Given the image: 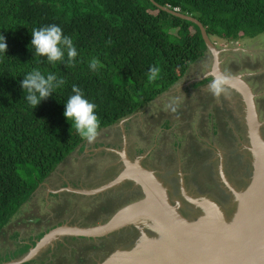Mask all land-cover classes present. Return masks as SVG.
<instances>
[{
  "label": "rangeland",
  "instance_id": "rangeland-1",
  "mask_svg": "<svg viewBox=\"0 0 264 264\" xmlns=\"http://www.w3.org/2000/svg\"><path fill=\"white\" fill-rule=\"evenodd\" d=\"M216 45L220 50L221 73L244 76L252 86L264 138V36L254 41ZM214 66L215 55L209 52L195 71V77L179 85L170 96L111 130L98 131L93 142L85 141L97 155L103 153L102 162L91 166L103 169L99 173L105 176L90 186H96V190L110 186L126 170L125 156L137 162L142 155L143 168L154 172L156 188L183 219L193 222L213 213L217 217L216 204L226 225L235 228L242 204L224 179L240 193H246L254 183L260 161L249 128L246 97L228 85L219 96L213 95L209 84L214 79ZM205 75L209 78L199 80ZM176 105L184 108L177 112L183 116L177 124L162 121L161 114L170 113L169 109ZM84 153L86 150L77 152L71 164L60 166L51 181L53 184L46 186L49 181L43 184L14 218L0 237V263L11 260V264L25 260L28 261L23 264L148 262L146 256L144 260L134 258L135 252L149 241H164L161 229L149 219L139 220L98 240L76 238L75 241L65 234L50 237L65 226L80 229L106 226L121 210L120 206H128L145 196L139 186L122 181L94 197H84L98 193L89 192L72 180L74 174L84 175L86 171L96 176L93 167H89L92 160L84 158ZM55 184L60 185L57 188ZM56 189L57 193H53ZM112 198H117L113 210L107 205ZM102 214H106L105 221H99L103 220ZM166 259L159 258L157 263Z\"/></svg>",
  "mask_w": 264,
  "mask_h": 264
},
{
  "label": "trees",
  "instance_id": "trees-1",
  "mask_svg": "<svg viewBox=\"0 0 264 264\" xmlns=\"http://www.w3.org/2000/svg\"><path fill=\"white\" fill-rule=\"evenodd\" d=\"M164 8L198 20L217 44L264 36V0H0V35L7 44L0 57V237L85 143L63 115L72 85L96 104L102 131L141 112L206 57L201 29ZM50 24L73 39L75 67L36 63L31 31ZM93 58L103 65L97 72L88 67ZM154 65L161 75L149 81ZM34 67L67 80L35 110L20 88Z\"/></svg>",
  "mask_w": 264,
  "mask_h": 264
},
{
  "label": "water",
  "instance_id": "water-1",
  "mask_svg": "<svg viewBox=\"0 0 264 264\" xmlns=\"http://www.w3.org/2000/svg\"><path fill=\"white\" fill-rule=\"evenodd\" d=\"M153 1V0H151ZM165 11L174 14L182 19L188 20L192 23H195L202 32L203 38L207 44L208 51H211L215 55V66H214V76L216 74H221L220 71V50L217 48L216 43H214L207 34L206 28L196 19L181 15L178 12H172L168 8H164ZM225 76V75H223ZM227 77L225 85L231 86L246 97V101L248 103V114H249V128L252 135L253 143L257 149V155L259 158L258 165L256 166V175L254 183L249 191L246 193H240L236 188H234L226 179L225 183L229 187L230 191L235 194L237 199L241 202L242 208L241 213L239 214L238 223L235 228L229 227L226 225L224 217L220 214V210L218 206H215V211L218 216L216 217L213 214H209L206 217L200 218L197 221L190 222L188 220L183 219L182 216L176 212L167 198L155 187V183L153 181L154 189H150L148 186H145V197L143 200L138 201L136 203H132L124 208H122L106 225L98 228H76L65 226L56 231H54L51 236H55L57 234H65L72 236L74 238H82V239H91L98 240L105 237H108L114 232L119 231L122 227H126L132 223H137L139 220H151L160 230L161 234H163L164 241H149L140 250L135 252L134 258L144 260H148V262L143 264H170L167 262L164 250H166L170 254H174L178 257L177 261H172L171 264H183L182 260L184 254L181 251L183 248V243L180 240H184L186 237H192L195 239L197 236H201L200 238H207L208 243L215 249L213 251H217V261L219 264H264V225L260 223V229L263 231V240L262 236L259 239V231L254 230L255 235L258 238V244H254L255 254L251 257L241 256L238 251H236V255L234 254L235 247L232 243V236L234 237V233L236 232L239 225H243L244 221L250 218L253 219V213L250 211V202L255 196V192L258 184V177L263 175L264 179V138L260 131L259 125V114L257 107V99L256 94L254 93L251 85L246 81L244 76H225ZM127 169V168H126ZM128 171H140L139 178L142 177L143 181L148 182L150 179V175H146V173H141V171H145L141 169L137 164H131L128 162ZM143 174V175H142ZM130 176L129 172L124 173L121 177H119L115 182H113L110 186L103 188L98 193H103L112 187L120 184L124 179ZM151 180V179H150ZM152 182H150L151 184ZM147 185V184H146ZM97 193V194H98ZM196 203V202H195ZM198 204V203H196ZM208 204V203H207ZM264 208V204H263ZM264 210V209H263ZM126 220V221H125ZM260 222V221H259ZM252 228V226H251ZM253 229V228H252ZM241 230L238 231V233ZM197 235V236H196ZM186 236V237H185ZM38 249V247H37ZM36 249V250H37ZM237 250V249H236ZM37 252V251H36ZM142 252H144L142 254ZM193 250L191 251V253ZM222 256H220V254ZM159 258H165L166 260H162V263L159 262ZM20 263L23 264L27 262ZM229 262V263H228ZM131 264H141L139 261L130 262ZM129 263V264H130ZM217 263V264H218ZM11 264V263H7ZM13 264V263H12ZM18 264V263H15Z\"/></svg>",
  "mask_w": 264,
  "mask_h": 264
},
{
  "label": "clouds",
  "instance_id": "clouds-1",
  "mask_svg": "<svg viewBox=\"0 0 264 264\" xmlns=\"http://www.w3.org/2000/svg\"><path fill=\"white\" fill-rule=\"evenodd\" d=\"M31 49H34L36 63H45L56 67L57 64L64 65L66 68L75 67L79 55L74 41L68 35H65L61 26L50 24L31 31ZM7 53V44L3 35H0V57ZM40 58H43L41 60ZM89 70L97 72L103 68L102 63L97 58L90 60ZM161 68L158 66L150 67L147 78L149 81H155L160 78ZM227 77L216 74L209 84L212 94L219 96L224 90ZM67 84V80L52 71L42 70L40 67H34L28 71L20 83L23 92V99L27 106L36 109L41 102L52 97L54 93L62 90ZM72 94L64 104L63 113L65 119L71 122V128L85 141L91 143L98 135L100 121L96 114V104L90 101L84 91L77 85H72Z\"/></svg>",
  "mask_w": 264,
  "mask_h": 264
},
{
  "label": "bare ground",
  "instance_id": "bare-ground-1",
  "mask_svg": "<svg viewBox=\"0 0 264 264\" xmlns=\"http://www.w3.org/2000/svg\"><path fill=\"white\" fill-rule=\"evenodd\" d=\"M254 195L255 196L250 202V204H252L254 207L251 205L249 207L251 213H253V219L250 220L249 218L247 219V221H244L243 225H239L236 232L234 233V237L232 236L231 238L233 246L235 247V249H233L235 252L234 253L235 255L237 253L236 251H238L241 256L242 255L245 257L254 256L255 254V251H253L255 250L254 244H258L259 242L254 232L255 229L259 231V234H260L259 239L262 236V240H263V234H262L263 231L260 229V226H261L260 223L264 225V210H263L264 209L263 208L264 179H263V175L258 177L257 189ZM251 226L253 229L251 228ZM239 230L241 231L238 233ZM200 237L197 236V238L195 237V239H193L192 237L188 236L184 238V240H180V242L183 243L184 245L180 251L184 254V257L182 260L183 264H217L218 263L217 261L218 252L213 251L215 247L213 248L208 243L207 238H205V236L204 238H200ZM192 250L193 252L191 253ZM162 252L166 253L165 256L168 259V262L170 264L172 263V261L178 260V257H176L174 254H170L166 250ZM220 256L222 255L220 254Z\"/></svg>",
  "mask_w": 264,
  "mask_h": 264
},
{
  "label": "crops",
  "instance_id": "crops-1",
  "mask_svg": "<svg viewBox=\"0 0 264 264\" xmlns=\"http://www.w3.org/2000/svg\"><path fill=\"white\" fill-rule=\"evenodd\" d=\"M209 52H211V51H208V53ZM207 53V54H208ZM207 58V55H206V57L203 59V60H205ZM203 60L201 61V62H199V63H197V64H195V65H193L192 67H191V69L189 70V72H188V74L186 75V77L185 78H183L178 84H176L170 91H168L166 94H164V95H162V96H160L157 100H155L152 104H150L149 106H151V105H153V104H155L156 102H158V101H160V100H162V99H164V97H166V96H170L171 95V93L172 92H174V90H177L178 89V87H179V85H181L183 82H185L187 79L189 80V79H192V78H194L195 77V71L197 70V68L200 66V64H202V62H203ZM210 75V74H209ZM209 75H205L204 77H202L201 79H199V80H202V81H204L205 79H207V78H209ZM199 82H201V81H199ZM252 87V86H251ZM148 106V107H149ZM147 108V107H146ZM145 108V109H146ZM145 109H143V110H145ZM142 110V111H143ZM183 111L184 110V108H180V107H178V105H176V106H173V107H171L170 109H169V111H170V113H167V112H165L164 114H161V116H162V121H164V122H166V120L167 121H169V124H171V125H173V122H176V124H177V122L179 121V118L181 119V117H183L182 115H181V117L180 116H178L177 115V112L178 111ZM168 111V112H169ZM181 111V112H182ZM140 113V112H139ZM138 113V114H139ZM142 114V113H141ZM137 115V114H136ZM174 115V116H173ZM134 117V116H133ZM119 124V123H118ZM118 124H116V125H114L113 127H111V128H109V129H106V130H111V129H113V128H115ZM160 125V124H159ZM175 126V125H174ZM103 131V130H102ZM151 143H153V142H151ZM127 147V146H126ZM86 150V153H84V158H88V161L89 160H92V164H90V166L89 167H93V168H91L92 169V172H94V171H96V176H95V174L94 173H92L91 175H89V173L86 171V172H83L84 173V175L81 173V174H78V175H76V174H74L75 176L74 177H72L73 179L72 180H75L78 184H80L81 186H85L86 188V190H89V192H91V191H99V190H96V186H90V185H94V183H96V179H97V181L98 180H101V178L103 177V176H105L104 174H100L99 173V171H104L103 169H97V168H94V166H91V165H95V164H98V162L100 161V162H102V154L103 153H101V155H97L96 154V151L95 150H93V148L92 147H90V146H88V145H85V143L81 146V148L80 149H78V151H76V153L77 152H79V151H81V153L82 152H84ZM75 153V154H76ZM75 154H73L63 165H69V164H71V163H69L70 162V160H71V158L75 155ZM148 159V158H147ZM142 161V155H141V157H140V159H139V161H137L138 162V165L140 166V168L141 169H144L143 168V163L141 162ZM128 162H132V164H137V162H136V160L135 159H131V157L130 156H125V158H124V164L125 165H127V169L125 170V171H122V174L120 175V177L124 174V173H126V172H129L130 173V176L129 177H127L126 179H124V183L125 182H131V183H134L136 186H139L141 189H142V192H145V186H148L150 189H154L156 186H157V178L155 177V175L153 174L154 172H151L150 170H147L146 168L144 169L145 171H141V173H146V175H150V179H149V181L147 182L146 181V184H145V181H143V179H142V177L141 178H139V176H141L140 175V171H128L129 169H128ZM124 165V166H125ZM62 166V165H61ZM90 169V168H89ZM57 172L58 171H56L47 181H49V182H47V184H46V186L48 185H52L53 183V178L55 177V175L57 174ZM143 175V174H142ZM52 181V182H51ZM153 181H154V183H153ZM45 182V183H46ZM150 182H152L151 184H150ZM44 183V184H45ZM57 183V182H56ZM113 183V182H112ZM153 184L155 185V187H153ZM60 184H55L54 186H56L57 188H58V186H59ZM45 186V185H44ZM41 188V187H40ZM39 188V189H40ZM74 189H77L78 188V186H74L73 187ZM38 189V190H39ZM81 189H83L84 190V187H82ZM60 190H62V189H60ZM57 191H58V189H56V191L55 192H53V193H57ZM78 191V193H80V192H83V191H81V190H77ZM85 192H87V191H85ZM98 194H101V193H98ZM98 194H92V193H89V196L88 195H86V196H84V197H90V196H93L94 197V195H98ZM143 195H145V193L143 194ZM144 197L145 196H143V198H140V199H138V200H136V201H134L133 203H136V202H138V201H141V200H143L144 199ZM87 199H89V198H87ZM116 204H117V202H116ZM114 205H115V203L113 204V206H112V210H113V208H114ZM117 206V205H116ZM124 207H126V206H124ZM123 206H120V209H122V208H124ZM103 216H102V218H103V220H99V221H105L107 218L106 217H104V215H106V214H102ZM101 218V219H102ZM92 224H89V226H91ZM96 225H99V222H96ZM95 225V226H96ZM93 227V226H92ZM77 239H80V238H77ZM76 238H74V240L76 241L77 240ZM82 239V238H81ZM83 240V239H82Z\"/></svg>",
  "mask_w": 264,
  "mask_h": 264
},
{
  "label": "flooded vegetation",
  "instance_id": "flooded-vegetation-1",
  "mask_svg": "<svg viewBox=\"0 0 264 264\" xmlns=\"http://www.w3.org/2000/svg\"><path fill=\"white\" fill-rule=\"evenodd\" d=\"M116 202H117V198H116V199H113V198H112V199H110V201L108 202L107 205H108V206L111 205V207H112L114 203L116 204Z\"/></svg>",
  "mask_w": 264,
  "mask_h": 264
}]
</instances>
